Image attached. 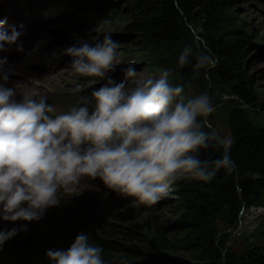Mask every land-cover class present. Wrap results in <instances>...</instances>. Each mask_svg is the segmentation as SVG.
<instances>
[{
    "label": "clouds",
    "instance_id": "9594fccd",
    "mask_svg": "<svg viewBox=\"0 0 264 264\" xmlns=\"http://www.w3.org/2000/svg\"><path fill=\"white\" fill-rule=\"evenodd\" d=\"M18 35L0 32V50ZM118 48L106 32L94 44L81 41L63 54L71 57L77 78H98L88 82L91 86L119 63ZM6 60L0 58V221H37L90 180L139 207L166 197L178 181L209 182L221 168L232 170L233 138L204 126L214 111L213 98L204 92L185 95L184 83L171 82L174 74L184 80L178 70L186 65L191 80L214 66V59L197 55L190 45L183 46L175 66L156 77L138 78L129 62L124 79L113 83L109 77L89 95L82 94L85 84L75 83L68 91L79 94L78 100L63 111L36 89L9 86L12 69L4 70ZM212 146L222 155L201 159L199 151ZM26 229L24 223L0 227V248ZM101 253L81 231L66 249H48L45 255L49 264H106Z\"/></svg>",
    "mask_w": 264,
    "mask_h": 264
},
{
    "label": "rangeland",
    "instance_id": "374dc122",
    "mask_svg": "<svg viewBox=\"0 0 264 264\" xmlns=\"http://www.w3.org/2000/svg\"><path fill=\"white\" fill-rule=\"evenodd\" d=\"M25 1H28L26 5L18 8V11L24 12L21 15L15 11V8L23 5ZM107 1L115 5V11L121 14L123 19L132 22L137 18L138 13L133 11V8L136 6L135 9H138L140 0H103V2ZM91 2L93 0H0V9L8 10V13L12 12L14 21L28 17L31 10L39 9H41L39 17L32 23L40 24L45 20L29 33L26 32L25 36L20 34L19 39L25 40L24 42H13L2 50L1 56L7 58L4 70L12 69L8 76L9 86L15 85L21 92L26 89H36L46 96L48 103L51 99L56 100L58 96H62L63 98L59 99L62 101L57 102L53 107L56 111H63L78 100L79 94L74 95L68 91L75 83L85 84L82 94L89 95L93 86L94 89H98L109 77L113 83H119L124 79L123 73L129 67V62H134L131 66L136 69L137 77L140 79L148 76L156 77L161 70L175 66L183 48L181 44L157 43L148 47L136 35L120 30V25L110 20L112 14L107 12L99 16L90 14L88 9ZM77 3L81 4L80 7L76 5ZM229 5L230 9L227 12L239 21L242 28H246L249 37H253V47L247 50L248 57L252 60L251 65L246 67V72L251 76L259 104L264 107V0H231ZM47 19L49 21L46 23ZM32 23L30 22L29 25ZM106 32L119 42L117 56L119 63L115 64L103 79L89 86V81L98 78H77L70 69L71 57L63 54V49L81 41L94 44ZM33 40L40 42H28ZM129 42L133 48H140L141 51H125V48L129 47L125 44ZM18 47L21 50L18 51ZM53 53L58 55L53 56ZM30 54L33 55L31 58H29ZM157 65L159 70L152 69ZM172 78L173 83H184L175 78V74ZM205 80L209 84L200 87L184 83L185 95L201 92L209 94L213 98L214 111L206 117L204 125L206 130L220 136L230 135L224 106L229 99L236 101V98L227 94L229 89L223 83L212 91L210 81L207 77ZM126 86L130 85L126 83ZM196 181L185 179L178 182L187 185ZM87 183L93 187H89ZM87 183L84 184L81 193L66 195L59 205L48 207L41 219L0 221V227L11 228L13 225L18 227L19 224L24 223L27 229L18 231L17 236L42 238L51 243L53 249H58L68 247L75 237L66 227L76 229L79 225L85 224L95 231L94 228L99 225L104 228L118 224L123 228L124 234L136 237L125 245L145 252L139 264H223L220 257L214 256V252L218 256L226 252L237 256L245 249L264 243V208L243 206L234 228H226L223 222L216 219H206L198 235L205 238L206 242L214 241V244L211 243L212 248L209 250L198 246L191 247L197 249V256L193 257L190 248L187 247V244L192 242V239L186 235L187 229H179L176 226L177 220L185 213L184 202L191 196L177 183L166 197L155 204L139 207L130 206L126 198L118 197L110 190L104 189L98 179ZM105 191L108 193L107 196L102 195ZM124 211L129 213L128 221L117 222L114 216ZM211 228L219 233V238L215 240L211 238L209 235ZM152 240L166 244L168 249L161 253L151 250L147 242ZM7 250L10 251L7 247L0 248V255Z\"/></svg>",
    "mask_w": 264,
    "mask_h": 264
},
{
    "label": "trees",
    "instance_id": "16d2710c",
    "mask_svg": "<svg viewBox=\"0 0 264 264\" xmlns=\"http://www.w3.org/2000/svg\"><path fill=\"white\" fill-rule=\"evenodd\" d=\"M92 3V5H91ZM88 12L97 16L107 12L112 14L111 21L120 25V30L130 32L144 41L148 47L157 43L171 45H190L197 55H207L214 59V66L206 73L191 80V66L179 69L182 80L186 84L200 87L211 83L212 91L223 83L229 89L227 94L235 97L229 99L224 106L230 136L233 143L229 155L233 161L231 171L221 168L209 182L196 181L186 184L176 182L191 198L184 202L185 213L176 222L179 229L185 230L192 242L187 244L192 256H197V249H211L214 241L198 235L206 219H216L224 223L226 228L236 227L238 215L243 206L247 208H264V107L259 104L257 92L252 84L246 67L251 65L248 48L253 47V37L248 36L246 28L228 13L231 0H140L137 18L132 22L121 17L115 11V5L109 1L93 0ZM47 5V4H46ZM79 5L80 3H77ZM75 5V7H76ZM2 11H0L1 13ZM125 51H141L128 44ZM159 70V66L152 67ZM173 79V78H170ZM219 82V83H218ZM221 84V85H223ZM224 87V86H223ZM58 96L53 103L60 102ZM201 159H215L222 155V150L214 146L201 149ZM186 185V186H185ZM128 211L119 212L114 217L120 223L128 221ZM75 236L78 232H86L92 244L102 248V258L106 264H139L145 252L125 243L136 239L118 224L104 228L87 227L85 224L73 229L66 227ZM211 238L220 235L214 228L210 229ZM10 251L0 256L1 264H49L45 255L52 244L42 238L15 235L5 241ZM147 246L158 253L168 249L166 244L152 240ZM59 247L58 249H66ZM13 250L17 255L8 254ZM150 252V251H147ZM223 264H264V243L245 249L241 254L226 252L218 256ZM29 260V261H28Z\"/></svg>",
    "mask_w": 264,
    "mask_h": 264
},
{
    "label": "bare ground",
    "instance_id": "6f19581e",
    "mask_svg": "<svg viewBox=\"0 0 264 264\" xmlns=\"http://www.w3.org/2000/svg\"><path fill=\"white\" fill-rule=\"evenodd\" d=\"M45 21V20H44ZM49 21V19H47L46 20V23ZM37 27V25H34V26H30V27H28L27 29H26V32H30L31 30H33L34 28H36ZM0 32H2V31H0ZM16 32H18L19 33V35H18V37H17V39L14 41V43H17V42H20V43H22L23 42V40L22 39H19V36H20V34H21V30H19V31H16ZM3 33H7V34H9V32L8 31H3ZM12 32H10V34H11ZM28 42H37V43H39L40 41L39 40H33V41H28ZM28 42H26V43H28ZM5 47H6V45H5ZM37 48V47H36ZM1 52H2V50H0V58H4L3 56H1ZM32 52V51H31ZM33 55H31L30 54V56H29V58H31ZM28 57V56H27ZM23 63V62H22ZM24 64V63H23ZM21 74V73H20ZM25 75V74H24ZM25 80V79H24ZM34 82V81H33ZM5 245H3L2 246V248L4 247ZM12 253V254H11ZM9 255H11V256H14V255H17V252H13V250L8 254V256ZM1 256V255H0ZM29 261V260H28ZM0 264H1V262H0Z\"/></svg>",
    "mask_w": 264,
    "mask_h": 264
},
{
    "label": "water",
    "instance_id": "95a60500",
    "mask_svg": "<svg viewBox=\"0 0 264 264\" xmlns=\"http://www.w3.org/2000/svg\"><path fill=\"white\" fill-rule=\"evenodd\" d=\"M92 88L94 89L95 87L93 86Z\"/></svg>",
    "mask_w": 264,
    "mask_h": 264
},
{
    "label": "built area",
    "instance_id": "2783aa9c",
    "mask_svg": "<svg viewBox=\"0 0 264 264\" xmlns=\"http://www.w3.org/2000/svg\"><path fill=\"white\" fill-rule=\"evenodd\" d=\"M260 209H262V208H260Z\"/></svg>",
    "mask_w": 264,
    "mask_h": 264
}]
</instances>
